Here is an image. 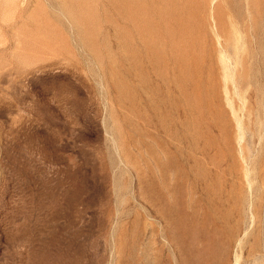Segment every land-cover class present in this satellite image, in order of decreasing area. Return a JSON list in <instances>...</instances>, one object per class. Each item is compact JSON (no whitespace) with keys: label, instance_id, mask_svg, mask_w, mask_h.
Here are the masks:
<instances>
[{"label":"rangeland","instance_id":"rangeland-1","mask_svg":"<svg viewBox=\"0 0 264 264\" xmlns=\"http://www.w3.org/2000/svg\"><path fill=\"white\" fill-rule=\"evenodd\" d=\"M0 264H264V0H0Z\"/></svg>","mask_w":264,"mask_h":264}]
</instances>
